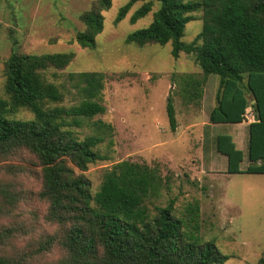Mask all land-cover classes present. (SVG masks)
Wrapping results in <instances>:
<instances>
[{
    "label": "trees",
    "instance_id": "obj_1",
    "mask_svg": "<svg viewBox=\"0 0 264 264\" xmlns=\"http://www.w3.org/2000/svg\"><path fill=\"white\" fill-rule=\"evenodd\" d=\"M139 1L143 4L131 14L130 22L134 24L150 12L152 20L129 33L126 43L138 47L170 44L173 58L181 53L193 57L203 78L173 76L186 105L199 102L207 78L217 75L210 124L241 123L248 109L255 115L248 125L249 165L245 170L240 168L244 154L231 135L218 134L216 150L227 158V173L264 174V0H128L118 9L115 22L123 20ZM154 3L159 6L153 12ZM111 5V0H94L79 15L83 29L75 33L73 41L81 48H96V37L104 28L102 11ZM197 12L202 13L201 31L191 43H184L185 27ZM74 56L73 52L37 55L13 51L3 62L7 99L0 97V160L22 151L35 158L40 178L36 195L46 205L45 222L57 228L30 253L20 256L3 249L19 228H0V264H31L30 259L55 245L63 251V258L54 264H223L227 256L214 241L200 237L198 202L188 204L185 217L178 216L174 200L148 210L145 202L149 197H159L162 188L170 189L157 166L118 162L105 171L98 190L91 192L85 172L105 159L97 148L113 128L97 121L94 133L82 139L73 128L105 112L101 103L105 75H70L81 96L71 106L63 105L64 92L45 78L49 70L66 68ZM20 109L33 117L14 118ZM166 112L175 131L170 95ZM17 200L16 194L0 185L2 205L12 207ZM7 207L4 210L9 212ZM252 264H264V251Z\"/></svg>",
    "mask_w": 264,
    "mask_h": 264
},
{
    "label": "rangeland",
    "instance_id": "obj_2",
    "mask_svg": "<svg viewBox=\"0 0 264 264\" xmlns=\"http://www.w3.org/2000/svg\"><path fill=\"white\" fill-rule=\"evenodd\" d=\"M127 1L111 0V8L102 11L104 28L96 37V48L84 49L73 39L83 29L79 15L89 10L94 0H0V97L7 99L3 62L13 51L37 55L73 52L75 56L66 68L49 70L45 78L64 92L63 105L71 106L78 104L81 96L70 75H105L101 98L105 112L73 128L81 139L94 133L97 121L113 128L97 148L105 159L85 172L91 192L98 190L105 171L118 162L157 166L170 189L162 188L159 197L146 200L149 211L174 200L178 216L185 217L188 204L198 202L200 237L214 241L220 253L227 256L223 264L255 263L264 251V174L227 173V158L215 146L218 134L231 131L237 147L246 154L247 124L234 130L232 125L210 124L217 75L207 78L199 102L184 104L173 76L193 74L203 78L202 70L190 55L181 53L173 58L170 44L138 47L126 43L129 33L152 20L150 12L136 23L130 22L131 14L143 4L139 1L116 23L118 9ZM158 6L154 3L153 12ZM201 14L194 13L195 20L186 25L182 42L191 43L201 31ZM169 95L175 109V131L170 128L166 112ZM32 117L25 109L14 115L16 119ZM247 166L245 156L240 168ZM0 185L18 198L12 207L0 203V228H19L3 249L11 256L25 255L57 228L45 222L46 205L36 195L40 178L35 158L22 151L0 160ZM6 207L9 212L4 210ZM62 258L63 251L55 245L30 259V263L54 264Z\"/></svg>",
    "mask_w": 264,
    "mask_h": 264
},
{
    "label": "crops",
    "instance_id": "obj_3",
    "mask_svg": "<svg viewBox=\"0 0 264 264\" xmlns=\"http://www.w3.org/2000/svg\"><path fill=\"white\" fill-rule=\"evenodd\" d=\"M249 96V95H248ZM251 103H253V101L251 102ZM251 111V110H250ZM249 112V109L246 111V114ZM253 113V112H252ZM245 114V115H246ZM253 115H255V114H253ZM251 121H253V119L251 120L250 118H248V120H245V118H244V121L243 122H241V123H238V124H215V125H232L233 127H232V130H234V127H236V126H243V125H245V124H247V130H248V125H249V123H251ZM230 132V134L229 135H231L232 136V139H233V141H234V143H235V137H234V135H233V133L231 132V131H229ZM248 139H249V133H248ZM236 144V143H235ZM236 147H237V145H236ZM248 147V146H247ZM238 148V147H237ZM239 149V148H238ZM239 150H241V149H239ZM242 151V150H241ZM243 152V151H242ZM243 154H244V157L245 156H247V153L245 154L244 152H243ZM244 160V159H243ZM248 161V160H247ZM242 163V162H241ZM259 163V162H258ZM248 165H249V162H248ZM248 167V166H247ZM246 167V168H247ZM245 168V169H246ZM245 169H242V170H245Z\"/></svg>",
    "mask_w": 264,
    "mask_h": 264
},
{
    "label": "built area",
    "instance_id": "obj_4",
    "mask_svg": "<svg viewBox=\"0 0 264 264\" xmlns=\"http://www.w3.org/2000/svg\"><path fill=\"white\" fill-rule=\"evenodd\" d=\"M249 116H251L254 120V115L252 113V111L249 110V112L244 116L245 120H248Z\"/></svg>",
    "mask_w": 264,
    "mask_h": 264
},
{
    "label": "water",
    "instance_id": "obj_5",
    "mask_svg": "<svg viewBox=\"0 0 264 264\" xmlns=\"http://www.w3.org/2000/svg\"><path fill=\"white\" fill-rule=\"evenodd\" d=\"M260 163V162H259Z\"/></svg>",
    "mask_w": 264,
    "mask_h": 264
}]
</instances>
